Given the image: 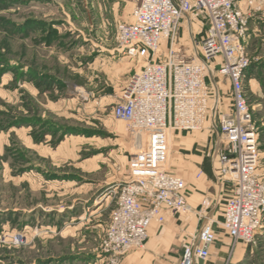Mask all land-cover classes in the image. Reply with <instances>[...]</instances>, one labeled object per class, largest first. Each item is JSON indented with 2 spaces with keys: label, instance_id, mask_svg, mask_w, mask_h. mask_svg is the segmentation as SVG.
Segmentation results:
<instances>
[{
  "label": "rangeland",
  "instance_id": "obj_1",
  "mask_svg": "<svg viewBox=\"0 0 264 264\" xmlns=\"http://www.w3.org/2000/svg\"><path fill=\"white\" fill-rule=\"evenodd\" d=\"M136 4L0 0V264H107L105 226L128 179V153L139 148L112 115L143 64L115 39L117 23L129 21ZM193 20L200 40L208 23ZM185 25L177 34L189 46ZM243 46L263 70V18L249 19ZM207 118L193 131L205 149L217 115ZM168 148L171 171L173 151H182L173 134Z\"/></svg>",
  "mask_w": 264,
  "mask_h": 264
},
{
  "label": "built area",
  "instance_id": "obj_2",
  "mask_svg": "<svg viewBox=\"0 0 264 264\" xmlns=\"http://www.w3.org/2000/svg\"><path fill=\"white\" fill-rule=\"evenodd\" d=\"M189 13L208 23L200 40L193 41L191 56L181 49L177 34ZM252 17L264 19V0H137L131 19L117 23L118 46L143 64L128 77L112 109L139 148L128 153V179L120 185L105 228L101 248L107 264H119L127 252L144 247L150 223L164 219L162 208L172 214L191 211L182 193L184 179L168 170V142L178 131L205 127L206 80L218 57L217 72L229 80L232 95V109L219 113L212 126L219 175L232 185L220 227L232 244L254 241L264 220V178L258 172V128L245 87L250 58L243 43ZM194 241L179 264L208 259L213 221H205Z\"/></svg>",
  "mask_w": 264,
  "mask_h": 264
},
{
  "label": "crops",
  "instance_id": "obj_3",
  "mask_svg": "<svg viewBox=\"0 0 264 264\" xmlns=\"http://www.w3.org/2000/svg\"><path fill=\"white\" fill-rule=\"evenodd\" d=\"M195 17V14L189 13L180 22V27L186 22L185 26L189 32V46L182 45L179 38L181 49L187 56L193 54V41L197 40L198 34L202 32V29L194 34L191 31V26L198 21L193 20ZM206 28L207 26L204 27V32ZM188 51L190 53H187ZM220 60L218 57L211 62L213 71L206 80L208 115L213 117L232 109L230 82L217 72ZM245 87L253 122L258 128V172L264 178V69L257 65L252 66L247 72ZM205 140L190 131H178L173 134L174 145L182 151L178 154L172 150L174 157L172 156L170 172L184 179L182 193L191 211L172 214L162 208L164 219L160 223H150L144 247L127 252L121 258L120 264H179L184 248L195 242L194 237L207 219L213 221L215 241L210 247L208 259L204 262L196 259L195 264H260L258 258L264 257V220L256 230L252 243L232 244L231 239L220 227L224 201L231 195L232 185L220 177L212 141H209L205 149L206 145L202 143ZM196 146H203L205 150L194 152L197 151Z\"/></svg>",
  "mask_w": 264,
  "mask_h": 264
},
{
  "label": "trees",
  "instance_id": "obj_4",
  "mask_svg": "<svg viewBox=\"0 0 264 264\" xmlns=\"http://www.w3.org/2000/svg\"><path fill=\"white\" fill-rule=\"evenodd\" d=\"M252 66H254V65H252V64L250 63V65H249V67H248V70H249ZM247 72H248V71H247Z\"/></svg>",
  "mask_w": 264,
  "mask_h": 264
}]
</instances>
